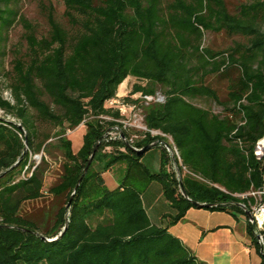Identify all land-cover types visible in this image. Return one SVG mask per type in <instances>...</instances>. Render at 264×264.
<instances>
[{
    "label": "trees",
    "instance_id": "16d2710c",
    "mask_svg": "<svg viewBox=\"0 0 264 264\" xmlns=\"http://www.w3.org/2000/svg\"><path fill=\"white\" fill-rule=\"evenodd\" d=\"M63 4V22L51 6H41L48 30L38 36L12 0H0V41L18 20L26 45L6 73L13 102L0 93V109L19 123L0 117V172L17 160L24 143L27 147L19 163L0 176V224L5 225L0 264H207L168 228L196 207L193 201L244 215L234 202L249 208L255 201L249 193L264 184V148L260 158L254 154L264 137V0L241 2L234 12L225 0ZM205 31L242 40L213 50L202 46ZM128 76L138 79L129 94L160 90L164 96L162 103L143 108V122L171 137L181 161L180 181L158 142L159 168L151 171L121 138L101 140L114 122L100 116L119 117L105 102ZM211 77L226 82L224 100L207 83ZM197 98L222 106V112L197 105ZM83 121L82 145L74 152L66 132ZM123 134L129 139L131 132ZM136 134L131 144L138 148L159 140L148 131ZM52 140L63 162L49 192L64 196L65 205L47 224L22 215L21 208L42 196L46 160L35 165L31 154H50ZM97 140L98 150L71 197ZM114 168L118 180L110 189L102 174ZM154 181L174 210L164 225L152 223L142 205L141 195ZM245 228L259 250L247 220Z\"/></svg>",
    "mask_w": 264,
    "mask_h": 264
},
{
    "label": "rangeland",
    "instance_id": "374dc122",
    "mask_svg": "<svg viewBox=\"0 0 264 264\" xmlns=\"http://www.w3.org/2000/svg\"><path fill=\"white\" fill-rule=\"evenodd\" d=\"M247 0H225L228 9L234 12L236 6ZM51 6L54 10L55 18L63 22V11L64 4L63 0H12V6H15L19 10V14L23 16L30 24L33 25L35 32L38 36L44 35L48 30V24L45 18L44 10L41 6ZM24 27L17 20L6 32H4L3 37L0 41V93L4 97H9L10 90L6 86V81L9 80L6 73L11 69L12 60L15 55L24 53L25 51V41L23 38ZM242 40L241 37H228L225 33H214L205 31L202 39V46L209 47L213 50H221L229 45H231L232 40ZM137 79L135 77H130L128 80V91L125 96L131 90V86L135 83ZM207 83L214 87L218 91V95L221 100L226 98V82L221 81L216 78H207ZM130 85V86H129ZM121 86L119 87V89ZM160 91V90H159ZM118 92V90H117ZM194 103L202 107L209 108L213 112H222V106L203 98H197L193 100ZM0 117H4L10 121H15L12 115L1 113ZM17 123V122H16ZM85 125L80 124L73 130L66 132V136L71 140L72 149L77 152L82 145V136L85 132ZM133 133V132H132ZM116 136L115 130L109 127L105 131V137H102V141L105 142L106 138ZM160 142L162 140L163 134L157 135ZM161 139V140H160ZM167 143L170 144V140L167 138ZM52 146L49 147L50 154H45L40 151L36 154H31L32 163L41 164L42 158L46 160L44 174V185L42 190V196L36 200L25 201L22 204L21 214L30 216L34 219L44 218L47 224H51L53 220V215L56 213L60 206L65 205V197H55L49 192V188L56 184L59 180V175L61 174V165L63 162V156L61 152L55 147V141L52 140ZM162 148H165L162 143ZM159 147H152L147 150L142 156L141 161L147 165L151 171H157L159 168ZM99 163L96 162L95 167H99ZM173 170V169H172ZM175 172V171H174ZM104 180L106 185L111 189L117 185L118 175L117 170L108 171L104 174ZM155 184H158V182ZM243 216V215H242ZM244 218V217H243ZM165 219V216H164Z\"/></svg>",
    "mask_w": 264,
    "mask_h": 264
},
{
    "label": "crops",
    "instance_id": "0c3cea01",
    "mask_svg": "<svg viewBox=\"0 0 264 264\" xmlns=\"http://www.w3.org/2000/svg\"><path fill=\"white\" fill-rule=\"evenodd\" d=\"M130 77L118 86V95L126 94ZM106 172L102 174L103 178ZM141 199L150 221L156 225H164V216L174 213L163 197L161 185L155 181L143 191ZM246 220L240 214L235 217L227 211L191 207L168 231L207 264H262L260 249L247 235Z\"/></svg>",
    "mask_w": 264,
    "mask_h": 264
},
{
    "label": "built area",
    "instance_id": "2783aa9c",
    "mask_svg": "<svg viewBox=\"0 0 264 264\" xmlns=\"http://www.w3.org/2000/svg\"><path fill=\"white\" fill-rule=\"evenodd\" d=\"M144 82V81H142ZM130 93V92H129ZM123 95L120 96L116 93V96L108 99L105 102V107L113 109L115 111H118L119 117H113V116H100V118L114 122L113 125L109 126L113 128L116 132V136L106 138L105 141H108L109 139H116L121 138L120 135L123 133V131H130L131 135L128 138V142L131 144L132 141L138 136L136 132L140 131H148L152 136H157L158 134L162 135L163 133L159 130H153V129H147L144 122H143V108L147 106L150 103H162L164 101V96L160 91H156L154 94H143L142 92H136L133 94ZM9 97H4L5 99L9 100L10 102H13L12 94L9 93ZM129 97L132 101H126L125 97ZM4 113L3 110L0 109V114ZM19 124V123H17ZM80 124H84V121ZM107 130V129H106ZM133 132V133H132ZM170 140V149H166L168 152V155L170 157L171 154L174 155L176 162L181 164L180 157L178 154V151L176 147L174 146L172 139L170 136H167L163 134ZM105 137V132L103 134ZM158 142V141H157ZM159 145L162 146V140L158 142ZM132 145V144H131ZM135 147V146H133ZM136 149H140L138 147H135ZM263 148H264V137L259 139L254 147V154L260 158L263 154ZM105 150H109V147L106 146ZM123 150V148H122ZM171 160V159H170ZM185 170V167H183ZM171 169L174 170L173 163L171 161ZM175 171V170H174ZM21 177H24V173H22ZM251 196L255 198V201L253 203L249 202V209L253 218V221L251 222L253 226V232L256 238V242L260 248V251L264 253V184L258 188L256 191H251L249 193Z\"/></svg>",
    "mask_w": 264,
    "mask_h": 264
},
{
    "label": "water",
    "instance_id": "95a60500",
    "mask_svg": "<svg viewBox=\"0 0 264 264\" xmlns=\"http://www.w3.org/2000/svg\"><path fill=\"white\" fill-rule=\"evenodd\" d=\"M16 124H17V123H16ZM17 125L19 126V124H17ZM120 137H121V139L123 140V142L125 143V145H126L128 148H130V149H131V150H132L137 156H139V157L142 156V155H143L147 150H149L150 148L156 146V144H157V141H153V142L147 144L146 146H144V147H142V148H140V149H136L135 147H133V146L128 142V140L126 139V137H125V135H124L123 133H121ZM99 142H100L99 140H97V141L95 142V144H94V146H93V148H92V151H91L90 155L88 156L87 162H86L84 168L82 169V172H81L80 176L78 177V179H77V181H76V184H75V186H74V188H73V191H72L71 197H72V195L74 194L76 188L78 187V185H79V183H80L82 177H83L84 174L86 173V171H87L89 165L91 164V162H92V160H93V158H94V156H95V154H96V152H97V150H98ZM162 143H163V145H164L167 149H170V145H169L166 141H163V140H162ZM26 148H27V147H26V143H24V148H23V150H22L21 155L17 158V160H16L11 166H9L7 169L1 171V172H0V176L3 175V173H4L5 171H7L8 169L12 168L13 166H15L16 164L19 163V161L22 159V157L24 156V154H25V152H26ZM170 159H171V161H172V163H173L174 170H175V173H176V177H177L178 181H180V178H181V177H180V171H179V169H178V165H177L176 159H175V157H174L173 154L170 155ZM180 189H181L182 194H183L186 198H188V196H187L185 190L181 187V185H180ZM71 197H70V199H69V201H68V203H67V205H66V208H68V205L70 204ZM193 203H194V205H195L196 207H198V208H206V209H207V208H210V207L215 206V204H213V203H201V202H196V201H193ZM234 204L237 205L238 207H240V208L243 210V212H244V216H245V217L248 219V221L251 223V222L253 221V218H252V215H251L250 209L247 208L243 203H240V202H234ZM65 219H66V221H68V213H67V212L65 213ZM3 226H5V225L0 224V227H3ZM6 227H10V226H6ZM65 227H66V224H65V226L63 227L62 230H64ZM61 233H62V232H60L59 235H60ZM43 238H45V237H43ZM55 238H56V237H55ZM55 238H53V239H55Z\"/></svg>",
    "mask_w": 264,
    "mask_h": 264
}]
</instances>
